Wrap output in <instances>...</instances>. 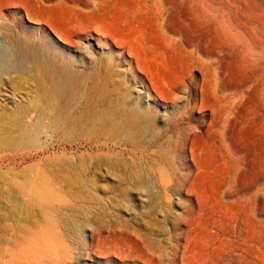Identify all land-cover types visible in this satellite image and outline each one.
Returning <instances> with one entry per match:
<instances>
[{
	"label": "rangeland",
	"instance_id": "rangeland-1",
	"mask_svg": "<svg viewBox=\"0 0 264 264\" xmlns=\"http://www.w3.org/2000/svg\"><path fill=\"white\" fill-rule=\"evenodd\" d=\"M54 4L0 0V24L71 61L66 114L88 123L114 100L120 116L138 113L159 134L126 141L103 127L104 146L81 129L71 140L39 134V148L0 161L16 172L0 178V215L14 216H0V242L4 226L32 219L37 230L18 249L33 264H264V0ZM67 156L84 158L79 175L98 186L86 193L102 198L73 206L87 210L83 229L60 217L69 205L28 202L10 185L67 193L43 163Z\"/></svg>",
	"mask_w": 264,
	"mask_h": 264
},
{
	"label": "bare ground",
	"instance_id": "bare-ground-1",
	"mask_svg": "<svg viewBox=\"0 0 264 264\" xmlns=\"http://www.w3.org/2000/svg\"><path fill=\"white\" fill-rule=\"evenodd\" d=\"M46 1L63 4L75 0ZM19 28L18 24L13 25L8 22L0 24V89L3 84L8 82L12 87L13 94L11 98L0 97V161H3L7 156L18 154L20 149L39 148L41 146L39 134L41 133L49 138L65 136L68 140H71L76 137L74 135L75 131L81 129L87 131L88 135L85 137L87 141L95 145L100 144V146L105 145V141L102 139L107 136L101 131L103 127H108L106 132H109L110 135L121 133L126 141L135 139L141 141L145 138L158 136L159 132L153 129L151 122H144L138 113L131 116H120L116 108L117 103L114 100L108 103V107L104 106L93 113L88 123L80 121L75 115L68 116L69 114H66L67 103H65V98L74 88L73 82L76 79L71 61L64 58L63 60H57L56 57L60 52L55 51L56 48H53V52L51 48L46 49L37 46L34 34L32 32L23 33ZM2 41L7 43V47L2 45ZM50 51L55 55H49ZM35 82H37V85ZM100 89L97 90L100 91ZM20 93L22 94L20 95ZM125 101L127 106L132 104L129 98H126ZM104 103V100L101 101V104ZM31 113L35 115H31ZM94 159L98 161L99 156L95 154ZM43 163L52 168L51 170L55 172L57 177L56 181L66 186L67 193L62 194L57 190H48L44 186L36 184L35 181L29 180L35 186V194L31 195L20 189L19 186L22 182L14 177H11V187L27 197L28 202L37 200L43 204L51 202L53 204L69 205L72 210L71 213L60 210V217L66 225H73L76 221H80L83 229L85 222L84 220H78V215L81 212L82 214L86 213L87 210L81 207L82 210H76L73 206L92 205L102 201V198L98 195L86 193L88 186L94 189H97L98 186L95 180L85 179L79 175L85 171L84 158L71 156L46 157L43 159ZM54 163L61 166L58 168L59 171L56 170ZM120 166L123 167L122 164ZM61 168L64 170H61ZM11 172L14 171L4 170L2 166L0 168V178L7 177V174ZM10 214L3 212L0 216L7 219L11 216ZM30 221H33L31 225L15 224L16 226H13L6 224L7 226H4L8 236L6 241L0 242V264L34 263L18 249V246H21L22 243L25 244L37 230L34 220L31 219ZM80 222H78L79 225ZM0 229H2L1 226Z\"/></svg>",
	"mask_w": 264,
	"mask_h": 264
}]
</instances>
